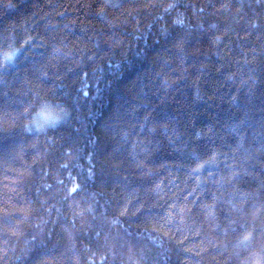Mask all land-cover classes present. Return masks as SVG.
<instances>
[{"label":"trees","instance_id":"obj_1","mask_svg":"<svg viewBox=\"0 0 264 264\" xmlns=\"http://www.w3.org/2000/svg\"><path fill=\"white\" fill-rule=\"evenodd\" d=\"M0 264H264V0H0Z\"/></svg>","mask_w":264,"mask_h":264},{"label":"clouds","instance_id":"obj_2","mask_svg":"<svg viewBox=\"0 0 264 264\" xmlns=\"http://www.w3.org/2000/svg\"><path fill=\"white\" fill-rule=\"evenodd\" d=\"M37 112L41 114L43 117H48L51 115L44 107H40L37 109Z\"/></svg>","mask_w":264,"mask_h":264}]
</instances>
